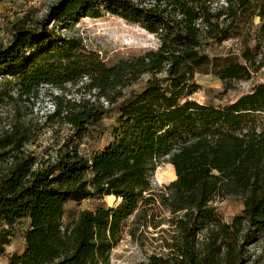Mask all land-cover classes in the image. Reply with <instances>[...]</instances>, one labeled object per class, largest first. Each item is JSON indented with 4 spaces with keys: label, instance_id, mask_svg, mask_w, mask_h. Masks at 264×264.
I'll return each instance as SVG.
<instances>
[{
    "label": "trees",
    "instance_id": "1",
    "mask_svg": "<svg viewBox=\"0 0 264 264\" xmlns=\"http://www.w3.org/2000/svg\"><path fill=\"white\" fill-rule=\"evenodd\" d=\"M105 14L138 24L156 48L108 65L58 31ZM11 37L0 46V101L48 87L44 117L73 132L54 159L27 151L24 129L0 136V255L18 224L24 241L6 264H109L132 214L154 229L167 224L154 238L159 251L133 264L253 263L248 248L264 238V79L215 104L197 99L195 75H213L226 92L264 67V0H57L37 27L16 24ZM68 84L81 95L62 104ZM103 102L115 105L110 138L87 156L79 145L109 111ZM163 159L175 178L155 191ZM104 196L119 201L64 223L68 202ZM227 196L242 203L228 221L212 205Z\"/></svg>",
    "mask_w": 264,
    "mask_h": 264
},
{
    "label": "rangeland",
    "instance_id": "2",
    "mask_svg": "<svg viewBox=\"0 0 264 264\" xmlns=\"http://www.w3.org/2000/svg\"><path fill=\"white\" fill-rule=\"evenodd\" d=\"M56 1L0 0V46H6L9 43L14 25L18 24L27 28L37 27L39 22L44 19L49 7ZM142 1L145 4L152 3V0ZM257 20L256 18L255 22ZM51 26V24L48 25V27ZM58 31L64 36L82 38L86 47L97 51L108 65L142 54L148 49L156 48L158 44L157 38L138 24L127 23L110 14H105L100 18H81L70 27L60 28ZM218 50H221V47H218ZM146 78L147 75L144 74L137 82L124 88L123 97L118 101L140 90ZM263 79L264 67L252 74L250 83H238L234 90L224 92L223 84L216 77L211 74L197 73L195 80L202 89L196 97L201 102L227 103L248 91L251 84ZM66 86L67 88L62 92L63 98L60 97L62 104L64 97L77 99L81 95L75 90V86L70 84ZM48 89V87H41L38 95L31 98L24 95L19 97L13 91L12 97L0 101V136L15 129H24L29 138L24 148L37 156L38 159H54L60 145L73 132L71 125L62 121L60 117L50 120L44 117L51 102ZM55 92L60 93L58 89ZM85 96L89 97L87 91ZM103 104L109 111L99 123L89 127L88 133L82 138L79 145L80 151L87 156L93 150L103 146L110 138L109 131L115 119V105L106 102ZM153 178L156 181L153 187L155 191L162 189L175 178L173 167L166 159H163L156 167ZM118 201L114 197L104 196L85 199L79 203L68 202L65 205L64 223L69 224L81 210L94 209L99 204L113 206ZM212 205L227 221L242 209L241 200L237 196L217 198L212 202ZM166 214L161 211V216ZM141 223V221L135 220V214L127 219L121 240L110 252L109 264H133L144 260L148 254L159 251L157 241L154 238L158 234V228H166L167 224L164 222L157 229H154L152 226H144ZM131 228H134L132 236L129 233ZM13 233L11 242L5 246L4 253L0 255V264H6L8 255L13 252H20L24 246L19 224L14 227ZM248 251L252 255V264H264V238L251 245Z\"/></svg>",
    "mask_w": 264,
    "mask_h": 264
},
{
    "label": "built area",
    "instance_id": "3",
    "mask_svg": "<svg viewBox=\"0 0 264 264\" xmlns=\"http://www.w3.org/2000/svg\"><path fill=\"white\" fill-rule=\"evenodd\" d=\"M224 44L229 45V42H228V41H224ZM251 80H252V78H250L249 80L240 81V82H238V83H241V82L250 83ZM251 86H252V84H251L249 87H251ZM49 107H50V108H49L48 110H53L51 102H50V104H49ZM151 182H152V184H155V183H156V181L154 180L153 177L151 178Z\"/></svg>",
    "mask_w": 264,
    "mask_h": 264
}]
</instances>
